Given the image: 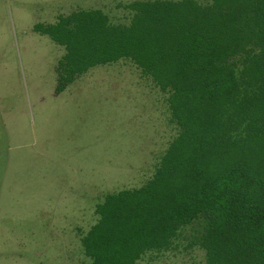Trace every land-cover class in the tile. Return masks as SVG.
Listing matches in <instances>:
<instances>
[{
  "label": "trees",
  "instance_id": "obj_1",
  "mask_svg": "<svg viewBox=\"0 0 264 264\" xmlns=\"http://www.w3.org/2000/svg\"><path fill=\"white\" fill-rule=\"evenodd\" d=\"M59 15L33 33L64 49L59 94L129 61L167 93L177 128L151 177L106 193L79 242L89 264H137L177 248L205 264H264V0H137Z\"/></svg>",
  "mask_w": 264,
  "mask_h": 264
},
{
  "label": "rangeland",
  "instance_id": "obj_2",
  "mask_svg": "<svg viewBox=\"0 0 264 264\" xmlns=\"http://www.w3.org/2000/svg\"><path fill=\"white\" fill-rule=\"evenodd\" d=\"M132 1L0 0V264H89L79 238L97 222L96 203L144 185L177 135L168 94L129 61L56 94L64 49L32 31L76 10L127 23L116 4ZM188 234L137 264H205Z\"/></svg>",
  "mask_w": 264,
  "mask_h": 264
},
{
  "label": "crops",
  "instance_id": "obj_3",
  "mask_svg": "<svg viewBox=\"0 0 264 264\" xmlns=\"http://www.w3.org/2000/svg\"><path fill=\"white\" fill-rule=\"evenodd\" d=\"M168 122H169V119H168ZM169 125H172L170 122H169ZM170 143V142H169ZM169 143H168V145H169ZM168 145H167V147H168ZM160 160V159H159ZM159 162V161H158ZM158 162H157V164H158ZM156 164V165H157ZM156 165H155V167H156Z\"/></svg>",
  "mask_w": 264,
  "mask_h": 264
}]
</instances>
